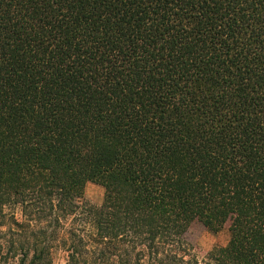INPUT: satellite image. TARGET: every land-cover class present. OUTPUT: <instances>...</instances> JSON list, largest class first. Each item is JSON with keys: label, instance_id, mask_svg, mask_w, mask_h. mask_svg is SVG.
<instances>
[{"label": "trees", "instance_id": "1", "mask_svg": "<svg viewBox=\"0 0 264 264\" xmlns=\"http://www.w3.org/2000/svg\"><path fill=\"white\" fill-rule=\"evenodd\" d=\"M57 254L264 264V0H0V262Z\"/></svg>", "mask_w": 264, "mask_h": 264}, {"label": "rangeland", "instance_id": "2", "mask_svg": "<svg viewBox=\"0 0 264 264\" xmlns=\"http://www.w3.org/2000/svg\"><path fill=\"white\" fill-rule=\"evenodd\" d=\"M85 199L93 206H100L104 199V190L95 184L89 183L85 191ZM19 215V210L16 211ZM230 240L228 225L220 232L213 233L200 223H195L186 235V243L189 253L200 261L204 260L215 247H224ZM18 262V258L15 260ZM0 264H3L0 262ZM12 264V261H10ZM53 264H65L63 255L54 256Z\"/></svg>", "mask_w": 264, "mask_h": 264}]
</instances>
